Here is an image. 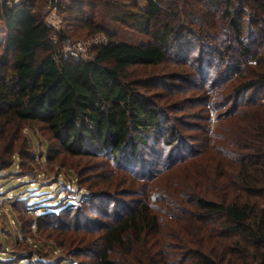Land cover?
<instances>
[{
  "label": "trees",
  "instance_id": "trees-1",
  "mask_svg": "<svg viewBox=\"0 0 264 264\" xmlns=\"http://www.w3.org/2000/svg\"><path fill=\"white\" fill-rule=\"evenodd\" d=\"M44 1H4L0 6V192L10 185L21 187L30 178L1 176L22 164L16 156L32 159L30 132H38L32 124H41L67 155L108 160L103 189L77 195H82L81 202L101 201L108 219L100 222L102 248L91 264H264V55L254 51L249 33L243 35L241 11L235 17L223 12L229 28L207 35L214 40L212 52L219 63L201 103L214 97L212 104H222L223 111L213 130L186 123L188 129L201 131L190 139L175 132L165 106L140 91L129 72L161 64L173 48H182L174 43L179 15L173 12L179 0H144L145 7L134 0H60L58 9L68 14L67 27L107 38L105 45L89 49L91 57L79 60L62 58V43L69 35L60 29L52 36L38 7ZM95 1H102L104 10L87 14L86 6L97 8ZM193 1L203 0H184L183 14L192 24H203L205 13L197 14ZM207 1L209 13L219 0ZM240 1L244 6L255 2L264 15V0ZM96 16L149 39L121 40L116 29L95 22ZM248 60L255 68L241 67ZM198 68L200 80L207 83L211 67L202 58ZM151 137L162 139L169 149L148 163L140 148L148 146ZM147 164L161 169L153 172ZM60 182L57 179L49 192L41 182L24 185L26 189L6 197L16 195L24 206L35 203L39 213L68 212L79 201L67 191L53 199L51 191L57 193ZM121 184L130 193L118 198ZM36 188L40 197L26 204ZM23 191L28 192L21 196ZM8 240L13 241L11 235ZM8 240L0 231V264H26L29 258L14 261ZM31 259L38 262L39 256Z\"/></svg>",
  "mask_w": 264,
  "mask_h": 264
},
{
  "label": "rangeland",
  "instance_id": "rangeland-1",
  "mask_svg": "<svg viewBox=\"0 0 264 264\" xmlns=\"http://www.w3.org/2000/svg\"><path fill=\"white\" fill-rule=\"evenodd\" d=\"M134 1L141 7H145L144 0ZM227 1H230V3L226 6ZM95 4L97 8L90 5L86 6L87 14L94 13L99 9L104 10L102 1H95ZM208 4L210 3L207 0H203L201 4H196L193 1L191 5L197 10V14L205 13V16L200 18L203 19L202 22L204 23L194 25L183 14L184 0H179L177 9L173 12H178L179 15L177 20L174 21L178 28V35L174 39V43L177 45L180 43L182 48H173L170 58L161 64L145 68L135 67L129 70L130 81L140 84L141 86H138L140 91L154 96L153 98H156L158 104L165 106L168 113H166L168 116L167 122L176 129L175 132L190 139L200 136L201 131L188 129L186 123H193L199 127L206 126L213 130L219 123L218 115L223 111L221 109L222 104H212L214 97L210 98L208 104L206 102L201 103L202 99L208 94L205 90L214 75L212 69L219 63L218 54L212 52L214 40L207 35L210 32L214 35L216 33L222 34L223 31L229 28L228 16L223 12L228 11L235 17L238 15L237 11L239 13L241 11L238 18L243 25V35L249 33L253 39L251 45L255 49L254 51H257L259 57L264 55V15L255 2L250 6H244V3L240 0H219L218 5L212 7L209 13L207 12L209 10ZM48 6V1L41 2L38 6L43 20ZM164 11H167V9L165 8ZM58 14L62 23L56 29L50 28L52 36L55 35L56 30L65 29L69 35L68 41L71 44L81 42V47L70 45L67 48H71V50L82 48V52L80 51L82 56L85 58L91 57V51L86 45L92 37L91 34L87 35L85 28L76 29L74 25L71 28L67 27L65 18L68 14L61 12L59 9ZM95 22H101L109 29H116L121 40L141 43L149 39L128 26L116 25L108 17L96 16ZM206 25H210V28L207 29ZM215 26L218 27L217 30ZM187 29L190 31L187 32ZM230 42L234 44L233 47H236L235 40ZM66 46L67 44H64L62 47L66 48ZM200 57L204 59L206 65L211 67L208 75L207 72L202 74L203 77L207 75V83L200 80L201 75L198 68L199 60L202 59ZM240 59L244 58L241 57ZM249 59H255V57ZM246 63H242L241 67L245 68L248 65L255 68L253 61L248 60ZM257 70L259 69L257 68ZM193 77L195 78L191 82ZM193 117H198L200 120H193ZM188 118L191 119L187 120ZM202 118H206V120H201ZM32 125H35L34 128L38 131V134L34 132V129H31L30 132L32 159L26 160L16 156L15 161H20L22 164L18 165L13 173L1 176V178L10 176L20 178L28 174L30 178H26V181L20 185L21 187L10 185L5 190H1L0 231L6 240L9 239L10 235L12 236L13 241L8 240L7 244L9 250L12 251V256L16 257L14 261L17 263L24 258H29L30 260H27L26 264H36L44 261L52 264H60L63 261H66V264H72L75 261L91 264L93 258L100 253L102 248L100 222H105L108 219L101 211L103 209L101 201L98 202L99 200L90 198L88 201L81 202L82 195H77L83 192L88 195L86 189L91 192L103 189V185L106 184V171L109 174V170L106 169L108 160L105 157L88 159L69 156L63 152L62 147L57 142L51 140L49 135L42 130L41 124ZM32 125L28 124V127L33 128ZM153 140H155V143H153ZM167 149L169 147L164 144L162 139L151 137L150 144L140 148V156L149 163ZM139 165L138 167H140ZM149 167L150 165L147 164V168L153 172L161 169V167ZM57 179H61L62 187L55 194H53L54 191H51L52 198L59 197L61 192L67 191L79 201L78 206L75 208L70 207L71 209L68 212L64 211L57 215L39 213L40 207L35 203L24 206L22 201L17 202L14 199L16 195L6 197L10 192L26 189L27 186L24 185L32 186L37 182H41L42 186L48 188L47 192H49ZM62 180L67 184L66 187ZM70 184L73 185V188L69 186ZM116 189L118 192L115 197L118 198L130 193L127 192L125 184L118 185ZM38 190L36 188L29 194L30 196L25 199L26 204L31 199L36 200L40 197L41 194L37 193ZM27 192L23 191L20 194L23 196ZM109 193L111 195L113 192ZM111 214L113 213L111 212ZM35 255L39 256L38 262L31 259Z\"/></svg>",
  "mask_w": 264,
  "mask_h": 264
},
{
  "label": "built area",
  "instance_id": "built-area-1",
  "mask_svg": "<svg viewBox=\"0 0 264 264\" xmlns=\"http://www.w3.org/2000/svg\"><path fill=\"white\" fill-rule=\"evenodd\" d=\"M4 1H7L8 3H17L19 2L20 0H0V6L4 3ZM48 3H49V6H48V10H47V13L45 15V24L47 27L49 28H57L59 27V24L62 23V21L60 20L59 18V14H58V3L60 0H47ZM59 30V29H58ZM56 30V31H58ZM57 41V38L54 39V42ZM107 43V38L105 35L103 34H96L94 36L91 37L90 40H88L87 42V47L88 49L94 47V46H98V45H105ZM64 44H67L66 48L62 47V58L66 59V58H73L74 60H79L81 58H84L82 56V54L80 53V51L82 52V48L80 50L78 49H74V50H71V48H67L68 46H78V47H81V42H77L76 44H71L68 40H65L63 43H62V46ZM85 44V43H84ZM87 51V50H86ZM85 51V52H86Z\"/></svg>",
  "mask_w": 264,
  "mask_h": 264
}]
</instances>
